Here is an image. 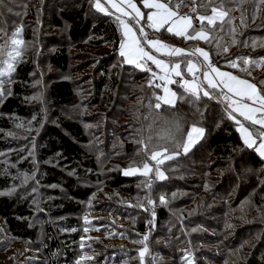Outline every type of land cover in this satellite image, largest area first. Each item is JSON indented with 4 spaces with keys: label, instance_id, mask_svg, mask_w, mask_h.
Masks as SVG:
<instances>
[{
    "label": "trees",
    "instance_id": "1",
    "mask_svg": "<svg viewBox=\"0 0 264 264\" xmlns=\"http://www.w3.org/2000/svg\"><path fill=\"white\" fill-rule=\"evenodd\" d=\"M5 2L20 15L3 9L0 29L10 34L22 27L29 48L0 98V264L25 263L30 248L40 252L38 264H77L85 219L104 213L127 222L131 216L125 208L151 222L120 226L109 221L92 232L106 236L120 229L123 235L114 238L126 244L135 242V233L141 240L148 236L147 245H155L149 264L152 257L160 258L155 264H181L187 250L196 264H264V157L245 144L222 96L201 94L195 100L175 80L176 103L160 101L156 109L163 88H156L155 81L149 87L148 70L120 56L124 37L116 14L99 11L95 0ZM177 4L186 11L192 0H171V6ZM244 4L245 23L241 11L238 18L230 13L235 31L225 25L224 31L212 33L216 39L211 44L163 36L204 47L215 65L258 84L264 65L242 72L228 64L239 57L264 58V46L251 51L248 45L264 39V3L254 20L256 5ZM234 37L241 47L236 51L231 50ZM217 40L226 53L216 48ZM177 121L182 133L195 124L204 135L187 153L177 149L180 155L160 165L166 179L125 175L130 164L142 166L147 159L137 141L148 143L151 135L155 144L156 134ZM168 146L172 154L174 146ZM149 179L150 188L145 186ZM140 185L145 199L136 204L116 202L112 195H136ZM161 195L168 205L160 202ZM172 195L175 203L169 200ZM149 200L156 207L146 214ZM183 207L190 208L176 214ZM92 249L103 262L125 260L132 252L130 245L106 247L102 241ZM113 252L117 255L108 259Z\"/></svg>",
    "mask_w": 264,
    "mask_h": 264
},
{
    "label": "snow or ice",
    "instance_id": "2",
    "mask_svg": "<svg viewBox=\"0 0 264 264\" xmlns=\"http://www.w3.org/2000/svg\"><path fill=\"white\" fill-rule=\"evenodd\" d=\"M106 2L110 3L112 8L122 13L124 17H130L131 22H128L122 19L120 15L116 16L117 21L122 25L123 35L127 40V43L122 41L120 44V56L124 57L125 63L151 71L147 67L148 62H151L160 69L161 74L158 79L165 83L163 85L155 84L154 86L156 88L163 86L165 95L156 97L157 103L154 106L156 109L161 108L160 101H163L167 105L175 104L177 94L171 92L167 85L177 83V81L171 79L172 75L179 77L183 80L181 87L185 93L195 100L200 99L201 94L204 97L214 99L222 96L226 104L225 111L230 119L236 120L240 125L245 144L248 147H252L259 140V147L256 148V151L261 156H264V79L258 81V87L257 83L250 82L231 72L221 71L211 62L210 53L203 48L194 47L189 52L183 48L169 45L159 40L158 37H151L145 31L146 27L155 32L163 29L177 37L205 41L211 44L216 39L212 33L224 31L225 25L229 27L230 31H235L232 27L233 21L230 17L231 8L228 7L229 5H243L244 3L255 4L256 9L252 14L254 20L256 18V12L259 11V4L264 3V0H192V7L185 14H180L178 11L182 5L177 4L171 6V0H168V2H164V0H143L145 8L154 9V11L147 13L146 24L143 26H141V21L145 19V15L133 3V0H122L131 9V12L124 11L116 0H106ZM95 7L99 11L109 15L114 14L105 8L100 0H95ZM3 9H6L7 12H12V8L7 7L5 0H0V18L3 16ZM16 15L19 16L20 13H16ZM194 16L198 22L197 24L193 22ZM241 23H245L243 12L241 15ZM137 31L139 32V36H137ZM21 34L22 27L17 28L11 34L4 29H0V40L4 41V43L0 44V78L10 76L15 71L16 64L22 58L25 42L18 38ZM235 43L237 41L233 39V44ZM256 46V43L253 42L252 47ZM216 48L225 53L228 51L227 47L221 48L218 40ZM155 53H160L164 57H177L180 59L176 62L170 59H161ZM201 57L202 59H200ZM193 58H195V62ZM238 60L242 61L245 67H240V64L237 62ZM228 64L232 68H239L242 72H248V66L264 65V58L249 60L244 57H239L237 59H230ZM182 65H184V70L192 74L190 80L184 79ZM198 72L200 73V77L197 76ZM152 75L154 79L157 78L155 72ZM154 79L149 81V87L153 86ZM3 82V79H0V87H2ZM236 113L240 117H243L244 120L249 121L250 127L253 130L250 131L249 127H246L240 120H237ZM149 127L151 128V126ZM203 133V128H199L193 124L190 130L184 134L177 121L175 122L174 128H163L156 134L157 143H152L153 137L151 135L147 138L148 143H145L143 140L137 141L138 144L142 145L140 151L145 154L147 159L143 162L142 167L135 166V162H133L124 171V174L136 175L139 173L148 177L149 173L155 171L157 179H166L163 172L160 171V165L164 161L174 159L175 156L180 155L177 149L182 148L183 152L187 153L198 139L203 136ZM177 136H181V139H177ZM169 144L174 146L171 149L172 154H169ZM151 161H155V164L151 165ZM151 183L149 179L145 186L150 188ZM160 202L167 203L163 195L160 196ZM149 203H153V201L149 200ZM84 230L87 231V229ZM147 240L148 236H144L141 241H136V243L143 245L138 250L140 264H144L146 256L151 255L146 243ZM84 259H92V257L81 258V260ZM152 262L155 264L156 257H152ZM77 264H81V262L77 261ZM187 264H193L191 258L187 259Z\"/></svg>",
    "mask_w": 264,
    "mask_h": 264
},
{
    "label": "rangeland",
    "instance_id": "3",
    "mask_svg": "<svg viewBox=\"0 0 264 264\" xmlns=\"http://www.w3.org/2000/svg\"><path fill=\"white\" fill-rule=\"evenodd\" d=\"M231 5L232 6L230 7L231 8L230 13L233 16H236L237 18L240 17V15L238 14V11L239 12L241 11L243 13H246V11L244 10V7H243V6H245V4L238 5V6H234L233 4H231ZM251 5L252 4H250V6ZM183 7L185 8V6H183ZM186 7L187 8H185V9H187L186 11H188V10H190V7H192V6L189 5V6H186ZM232 7L234 9H232ZM11 13L14 14V15H16V13H18V12L12 10ZM256 18H257V16H256ZM26 20H31V17L28 18V19H26ZM260 25L262 26V23H260ZM22 33H23V30H22ZM18 38L19 39H22L24 41V39L22 38V34ZM234 39L237 41V43H235V44L232 43V48H231L232 51H236V50H239V48H241L240 47V44H239V42L237 40V38L234 37ZM253 42L256 43V45H257L256 47H252ZM2 43H4V41L3 40H0V44H2ZM248 45H249V47H250L249 49L251 51H252V49L255 50V51H257L258 49L263 48V46H264V39L254 38L253 41L251 40V42H249ZM26 48L27 49L29 48V44H27V43H25L23 51ZM15 68H16V66H15ZM182 71H185L184 70V66H182ZM186 73H188V72L186 71ZM189 75H191V74L189 73ZM10 76H11V74H10ZM10 76H5L3 78H0V79H3V81H4L2 87H0V98H2V96L9 90V88L11 86L10 78H9ZM187 80H190V79H187ZM163 83L164 82H162V81L159 80V84H162L163 85ZM167 87L170 89L171 92H175L176 93V91L174 90V88H173V86L171 84H168ZM164 95H165V92H164V88H163V91H162L161 96H164ZM176 99H177V96L175 98V103H176ZM245 126L246 127H249L247 125H245ZM238 128H240V127H238ZM249 130L250 131L252 130L251 127H249ZM203 135H204V133H203ZM202 137H200L198 140H200ZM241 137H243L242 139L244 140V135L242 134V132H241ZM252 147H255V149L257 147H259V140ZM262 157H264V156H262ZM151 165H154V164H151ZM138 167H142V166H138ZM149 175L150 176H154L156 178L155 171L149 173ZM138 189H139V191L137 192L136 195L135 194H133V195L124 194V193L117 192V191L114 192L112 195L113 196L115 195L114 198H115V201L116 202H121V203L133 202L134 204H136L135 203V200H141L142 201L143 199H145L143 197V195H145V193H144L145 192V188L142 185H140ZM169 200H170V202L173 201L175 203L176 200H177V196L172 195L169 198ZM167 205H168V202H167ZM132 206H134V205H132ZM150 206L147 207L148 209L145 211L146 214H149V213H151L153 211V209L156 207V203L153 202ZM134 207H136V206H134ZM188 208H190V207L177 208V209H175V212H176V214H178V213L182 212L184 209H188ZM124 212H127L128 214H130V216H131V218L129 219L130 221L125 222V220H123V217L121 215L104 214V213L92 214L91 215L92 218H86L85 219V223L87 224L86 226H88V227L87 228L85 227V229H87V231L84 230V232H86V234H85V236L82 239V245H83V247L81 245V255L79 257V261L81 262V264H140L138 250L140 248H142L143 245L140 244V243H135L136 241H141V236L139 235V233L138 234H136V233L134 234V236H135L134 237V241L135 242H132V243L130 242V243L126 244L122 239H115L114 238V236H122L123 235L122 234V231L120 229H117L116 230V233L109 234V235H106V236L105 235L98 234L97 232H92V230H94V229L97 230L98 228H100V226H96V225L109 224L108 223L109 221H115V222L117 221V222H119L120 226H125V225H131V224H133L134 221L140 222V221H145L146 220L145 216L142 213H138V212L137 213H134V211L128 210V208H125ZM150 220L151 219H148V220H146V222H149ZM92 221H95V222H92ZM98 241H102V243L106 247L107 246H114L116 248L117 246H129L130 245L132 252L129 253V256H128L127 259L122 260V261L113 260L112 259V256L113 255H117V253L113 252L110 255L109 254L107 255V258L108 259L110 258L112 260H109V261L108 260H105L103 262V260H99L101 256L98 255L97 253H95V252H97L95 249L90 250L91 248H94L96 246V244L98 243ZM156 244L161 245V243H160L159 240H156ZM16 245L18 247H23V245L21 243H17ZM148 246H149L148 248H149L150 253H151L152 250H153V247H155V245H152L150 243ZM168 249H170V248H168ZM189 251H191V250H187V252L185 253V255L183 257L184 258L183 259L184 262H182L181 264H187V259L188 258H191V260L193 261V264H196V262L194 260V254L192 252H189ZM25 252H26L25 253L26 260H25V263H22V264H38V261L37 260L39 258H41L40 257L41 255H39L40 254L39 251H37L35 248H30V250H27L26 249ZM105 253H103V254H105ZM12 254H13V252H12ZM151 255H153V253H151ZM82 257H92V259H84V260H81ZM165 257L168 258V260H173V259H171L168 256H165ZM148 259H149V256H146V258L144 260V264H149ZM159 259H160L159 257H156V261L159 260ZM99 261H101V262H99ZM3 262L5 264H9V263H7V260H5Z\"/></svg>",
    "mask_w": 264,
    "mask_h": 264
},
{
    "label": "crops",
    "instance_id": "4",
    "mask_svg": "<svg viewBox=\"0 0 264 264\" xmlns=\"http://www.w3.org/2000/svg\"><path fill=\"white\" fill-rule=\"evenodd\" d=\"M101 2V4L105 7V8H107V9H109V10H111L114 14H116V16L117 15H120L121 16V18L122 19H125L126 21H128V22H131L130 21V17H124L123 15H122V13H119V12H117L116 11V9L115 8H112V6H111V4L110 3H107L106 2V0H101L100 1ZM116 2L118 3V4H120V6L124 9V11H127V12H131V9H129L128 7H127V4L126 3H124V2H122V0H116ZM133 3H135L136 5H137V7L140 9V11L142 12V13H144V15H145V19L144 20H142L141 21V26H143V25H145L146 24V16H147V13L149 12V11H154V9H148V8H145L144 7V5H143V1H142V3H138V2H136L135 0H133ZM175 10V9H174ZM179 11V10H178ZM186 11H179V13L180 14H184ZM194 22V24L195 23H198V22H195V21H193ZM137 27H139V26H137ZM121 31H122V34H123V28H122V25H121ZM145 31L146 32H149V33H151V34H153L155 37H158L159 38V40H161V41H163V42H165V43H167V44H169V45H173V46H175V47H178V48H183V49H185V50H187V51H191L194 47H200V48H203V49H205L204 47H201V46H199V45H196V46H192V47H189V46H187V44H186V42H188V43H190L192 40L191 39H186L185 41L186 42H184V43H178V42H176V41H174V40H171V39H169V38H167L166 36H163V33H168L167 31H165V30H160L159 32H155V31H153L152 29H149V28H145ZM170 34V33H169ZM171 36H174V35H172V34H170ZM137 36H139V32L137 31ZM123 37H124V35H123ZM174 37H177V36H174ZM123 41H125L126 43H127V40H126V38L124 37V40ZM147 47V46H146ZM206 51H208L207 49H205ZM157 56H158V58H161V59H166V60H172V61H174V62H176V61H178L180 58H177V57H164V56H162L160 53H155ZM123 59H124V57H123ZM200 59H202V57L200 58ZM210 59H211V56H210ZM193 60H194V62H195V58H193ZM125 61V60H124ZM211 62H212V59H211ZM213 63V62H212ZM214 64V63H213ZM215 65V64H214ZM182 66H184V65H182ZM217 68H219L221 71H224V72H229V71H226V70H224V69H222L221 67H219V66H217V65H215ZM184 79H191V75H189V73H186V70L184 71ZM233 74V73H232ZM186 75V76H185ZM197 76L198 77H200V73L198 72L197 73ZM158 77L159 76H157V78L156 79H154L153 78V75H152V80L154 79V81L157 83V84H159V80H158ZM179 77H175L174 75H172L171 76V79H173V80H180L181 81V83H183V80H181V78L180 79H178ZM210 78H211V76H210ZM165 83V82H164ZM163 83V84H164ZM171 85H173V83L171 84ZM163 88V87H162ZM211 91V90H210ZM236 115H237V117L239 118V120H240V122L241 123H243L244 125H247V126H249L250 127V122L249 121H246V120H244L243 119V117H240L239 116V114L238 113H236ZM238 127H240V125L238 124ZM258 127V126H257ZM239 129V131H240V135H241V130H240V128H238ZM252 129V128H251ZM253 130V129H252ZM243 138V137H242Z\"/></svg>",
    "mask_w": 264,
    "mask_h": 264
},
{
    "label": "built area",
    "instance_id": "5",
    "mask_svg": "<svg viewBox=\"0 0 264 264\" xmlns=\"http://www.w3.org/2000/svg\"><path fill=\"white\" fill-rule=\"evenodd\" d=\"M188 12H189V10L186 11L185 13H188ZM185 13H184V14H185ZM193 21L197 22V21L195 20V16L193 17ZM148 34H149V36H151V37H155L153 34H151V33H149V32H148ZM147 67L151 69V71H148L151 75L153 74V72H155V73L157 74V76H159V75L161 74L160 69H158V68H157L154 64H152L151 62H148Z\"/></svg>",
    "mask_w": 264,
    "mask_h": 264
}]
</instances>
